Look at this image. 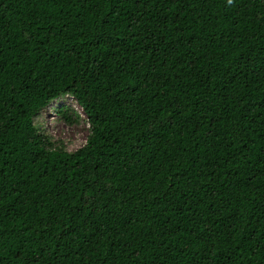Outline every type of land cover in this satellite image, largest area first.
Returning a JSON list of instances; mask_svg holds the SVG:
<instances>
[{"label":"trees","instance_id":"trees-1","mask_svg":"<svg viewBox=\"0 0 264 264\" xmlns=\"http://www.w3.org/2000/svg\"><path fill=\"white\" fill-rule=\"evenodd\" d=\"M0 264H264V0H0Z\"/></svg>","mask_w":264,"mask_h":264},{"label":"rangeland","instance_id":"rangeland-1","mask_svg":"<svg viewBox=\"0 0 264 264\" xmlns=\"http://www.w3.org/2000/svg\"><path fill=\"white\" fill-rule=\"evenodd\" d=\"M60 104H67L80 114L78 121L69 123L57 112ZM73 113V111H72ZM35 122L41 127L42 132L49 138L59 144L62 143L67 150L75 151L83 146L90 133V124L82 107L72 96H66L64 99L52 101L40 115L35 118Z\"/></svg>","mask_w":264,"mask_h":264},{"label":"water","instance_id":"water-1","mask_svg":"<svg viewBox=\"0 0 264 264\" xmlns=\"http://www.w3.org/2000/svg\"><path fill=\"white\" fill-rule=\"evenodd\" d=\"M55 101H56V100H55ZM55 101H54V102H55Z\"/></svg>","mask_w":264,"mask_h":264}]
</instances>
